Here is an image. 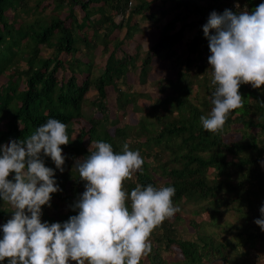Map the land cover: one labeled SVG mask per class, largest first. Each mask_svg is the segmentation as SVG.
Segmentation results:
<instances>
[{"label": "trees", "instance_id": "1", "mask_svg": "<svg viewBox=\"0 0 264 264\" xmlns=\"http://www.w3.org/2000/svg\"><path fill=\"white\" fill-rule=\"evenodd\" d=\"M259 4L257 0H0V75L10 69L0 85V144L24 140L55 118L68 126L70 143L61 146L66 153L86 158L95 149L84 147V137L87 143L104 141L115 152L122 151L129 125L116 128L113 135L102 125L108 121L107 88L114 89L117 110L128 105L138 108L137 92L120 87L117 79L138 69L139 82L145 83L152 58L171 57L175 74L159 83L158 94L147 108L149 119L136 123L135 134H144L143 140L136 141L135 147L129 145L143 157V171L125 181V188L130 192L136 184L171 186L176 189L174 205L205 200L203 208L213 216L218 208H233L252 222L234 236L244 235L249 246L257 239L262 253L233 256L230 249L235 250L236 244L230 238L219 240L198 230L194 240L177 237L173 223L180 216L175 213L174 221L166 219L153 231L157 244H152L146 262L170 264L159 248L176 246L182 255L176 264H264V231L254 223L264 204V85L260 89L240 86L244 107L230 113L222 131L207 132L200 122V116L213 107L210 97L215 90L202 26L212 11L246 8L251 12ZM76 7L81 15H75ZM145 23L159 24L157 41L147 47L135 40L144 36ZM186 28L193 30L192 37L183 50L175 51L173 46ZM126 43H135L133 53L124 47ZM90 89H94L92 99L87 96ZM142 95L151 98L149 93ZM83 106L92 110L87 117L89 128H73L72 119L85 116ZM232 133L238 138H225ZM42 159L54 170L61 189L52 194L50 204L56 208L63 201L68 211L59 218L44 213L41 222H66L78 214L72 206L83 193L85 181L75 168L60 173L50 157ZM12 212L0 208L3 223ZM0 264H8V259Z\"/></svg>", "mask_w": 264, "mask_h": 264}, {"label": "clouds", "instance_id": "2", "mask_svg": "<svg viewBox=\"0 0 264 264\" xmlns=\"http://www.w3.org/2000/svg\"><path fill=\"white\" fill-rule=\"evenodd\" d=\"M202 31L211 53L207 62L215 90L210 97L213 107L200 122L205 131L217 133L232 111L244 107L240 86L264 85V3L251 12L212 11ZM67 127L49 118L26 139L0 144V201L14 209L0 226V261L140 264L152 251V232L180 209L173 203L174 187L136 184L130 192L125 188L124 182L142 172L144 164L140 152L130 150L127 143L115 152L110 143L96 141L95 150L74 165L85 181V190L72 206L78 214L63 223L41 222L42 206L50 207L52 194L61 191L42 156L64 171L61 146L70 143ZM259 212L254 223L264 231V204Z\"/></svg>", "mask_w": 264, "mask_h": 264}, {"label": "rangeland", "instance_id": "3", "mask_svg": "<svg viewBox=\"0 0 264 264\" xmlns=\"http://www.w3.org/2000/svg\"><path fill=\"white\" fill-rule=\"evenodd\" d=\"M258 2H262L264 0H257ZM157 5H159L158 1L156 2ZM75 15H81L82 12L78 7L74 10ZM65 13V12H64ZM19 24V19H17ZM159 24H144L142 27L144 28V36H135L136 42H140L144 47L149 46L150 44H153L157 41L159 29ZM118 33V32H117ZM193 30H190L189 28H186L183 30L182 38L173 46L175 51H181L184 49L186 44L190 41L192 37ZM122 35V33H120ZM124 45V44H123ZM134 45L135 43H130L124 45V47L131 53L134 51ZM42 54L46 55L47 50L42 49ZM171 56V55H170ZM152 70L147 76V80L145 83L139 82V74L138 69H134L129 71L126 74L125 79L122 77L117 79V85L120 87H126V90L129 91H136L135 94V103L138 104L140 107L134 108L132 105H128V107L124 110H117L115 108L114 98H115V92L113 91L110 86L107 88L108 94L107 97L109 98L108 101V121L103 120L102 125L104 128L109 132V134L113 135L115 132V129L118 127H123L125 124H128L130 127V135L126 136L125 141L123 144L127 143L130 146L135 147V143L138 140H143L144 134L141 133L136 135L135 130L137 127V122L145 117H150V113L146 114L148 111V105L152 104V98L156 96L157 89L159 83H162L164 77H171L175 74V68L172 58L163 57L162 59L152 58ZM21 65H23V62H21ZM192 73V70L189 69ZM10 72V69H8L6 72L2 73L0 75V85L4 84L6 81V74ZM8 75V74H7ZM93 92L94 89H90L88 91V98H93ZM149 93L151 98H146L142 94ZM87 106H83L84 110V117L76 118L74 121L72 119L71 126L73 128L80 129H87L89 128L90 123L87 120V117L91 114V108H85ZM101 116V115H100ZM103 118V117H101ZM104 119V118H103ZM236 139L238 138V135L235 133H232L230 136H225V138ZM117 142L122 144V142L117 138ZM84 147L87 149H92L94 147V142L87 143V137H84L82 141ZM138 144V143H137ZM63 150V155L65 156V163L63 165L64 171L66 170L73 171L75 162L79 159H83V156L81 153H74L71 154L70 152H65ZM149 159V158H148ZM46 162V161H44ZM54 164V162L52 161ZM55 165V164H54ZM53 167V166H52ZM59 171V170H58ZM60 172V171H59ZM61 173V172H60ZM134 176V175H133ZM209 176L211 174L209 173ZM133 178V177H132ZM69 181V180H68ZM70 182V181H69ZM68 182V183H69ZM159 183H161V179H159ZM85 190V188H83ZM56 202V199L53 200ZM178 206L180 211L177 212L180 216L179 219L173 220V217L169 218V221H174L173 225L175 228V235L180 238L184 239H190L194 240L197 238L198 231L212 233L215 237H218L219 240L221 238H230L234 244H236V249H230V252L233 256H238L239 254H250L252 251L262 253V246L260 245L259 241L251 240L253 243L250 244L251 246L247 245L249 244L250 240H244L243 237H237L234 236L236 232L243 233L244 227H248L252 224V222L248 219L243 220L242 217H239V213L235 212L233 208H228L223 210L222 207L218 208L217 212L213 213L214 216L210 213V211H207L205 208H203L205 205H207V202L200 201V202H194V201H181ZM0 208H4L6 211H14V209L6 202L0 201ZM68 211V206L65 202H58V205L56 208L51 205L50 207L45 206L42 207V215L44 213H48V215L59 218L60 215L66 214ZM217 213V214H216ZM41 215V218L44 219ZM45 221V219H44ZM197 224V227H193V223ZM4 223L0 219V226H2ZM198 230V231H197ZM243 230V231H242ZM156 234V233H155ZM0 238H2V234H0ZM151 244L156 245L157 242L154 239L153 232L150 237ZM245 242V243H244ZM160 255L162 257H166L167 260L170 262V264H176L175 262L180 261L182 259V255L179 251V249L176 246H172L171 249L164 248L163 246L159 248ZM263 258V257H262ZM8 258H5V260ZM264 259V258H263ZM4 260V261H5ZM71 264H75V262H71ZM141 264H147L146 257L142 259Z\"/></svg>", "mask_w": 264, "mask_h": 264}]
</instances>
